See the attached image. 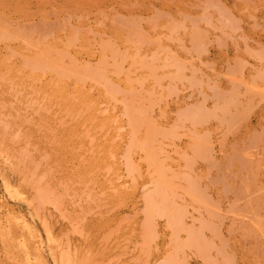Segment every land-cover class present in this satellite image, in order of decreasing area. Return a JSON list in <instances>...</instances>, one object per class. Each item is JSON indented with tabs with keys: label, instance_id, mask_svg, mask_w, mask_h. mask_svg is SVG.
Here are the masks:
<instances>
[{
	"label": "rangeland",
	"instance_id": "obj_1",
	"mask_svg": "<svg viewBox=\"0 0 264 264\" xmlns=\"http://www.w3.org/2000/svg\"><path fill=\"white\" fill-rule=\"evenodd\" d=\"M263 74L264 0H0V178L71 264H264Z\"/></svg>",
	"mask_w": 264,
	"mask_h": 264
},
{
	"label": "bare ground",
	"instance_id": "obj_2",
	"mask_svg": "<svg viewBox=\"0 0 264 264\" xmlns=\"http://www.w3.org/2000/svg\"><path fill=\"white\" fill-rule=\"evenodd\" d=\"M41 62L42 64L44 63L43 61ZM88 70L89 69L84 70L85 76H88V77L90 76L93 79H97V80L101 79L98 73L90 72ZM261 79L264 80V74L261 76ZM110 93L114 94L112 90H110ZM104 108L106 109V106H104ZM106 113L108 114V112ZM141 114L142 112L133 113L132 115H129V118L130 120L135 121V118ZM185 117H190L192 118V121L194 123H199L201 120L203 121V119L205 118V115L198 114V118L192 117L191 115H188ZM116 128L118 130H123L125 126L124 124H119ZM148 130H149V134L151 135L152 131L149 128ZM125 136H126L125 134H120L119 132L116 135V137H119L120 140H123ZM148 139H150V137H148ZM134 146L137 148H140L141 150H144L149 155L151 154L148 143H144V144L134 143ZM149 161H152V159L150 158ZM133 162H134L133 160H131L130 158H127L126 156L125 167L130 172L132 169H134L133 168L134 164H132ZM118 170L120 171L121 169L118 168ZM120 176L118 178H120ZM0 179H1L0 182L2 186V195H0V249H1V253H2L3 260L5 261V263L6 264H71L70 263L71 260H69V256L60 252L59 251L60 249L58 250V245H56L55 240L52 236V233L47 229L48 227L46 228V226L44 225V227L42 226V228L40 229L37 223L39 222L40 218L35 214L34 212L35 209L31 207V203L28 202V198L25 199L23 197L24 195L21 189H19V186L11 184L8 180H6L3 177ZM123 179L125 180V178ZM105 185L107 184L105 183ZM164 186H165V183L159 177L155 183L154 191L152 193H149L150 195L145 196V208H146L148 215H151L153 213L158 214V215L166 214L169 219L168 221H169L170 226H172L174 231L176 232L180 230L181 228L184 212L181 209L174 208L172 206V204L170 203V201L167 199V197L164 194ZM16 199L23 200L22 202L25 206L24 212H22L19 209V203H18V200ZM37 201L38 202L40 201L39 203H43V196L38 195ZM14 206H16L17 208H14ZM41 224H45L44 221H42ZM12 227L14 228L17 227L15 229L20 228L18 229V233L20 232L19 230H21L25 235L20 234L19 236H14L11 231ZM194 242H196L195 236L190 235L188 244H192ZM165 264H175V261L171 257L165 261Z\"/></svg>",
	"mask_w": 264,
	"mask_h": 264
}]
</instances>
